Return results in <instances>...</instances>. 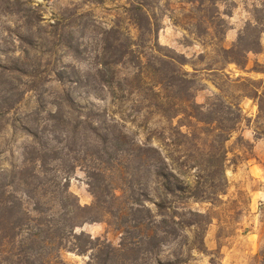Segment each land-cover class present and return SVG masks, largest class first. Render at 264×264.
Instances as JSON below:
<instances>
[{"label": "trees", "instance_id": "1", "mask_svg": "<svg viewBox=\"0 0 264 264\" xmlns=\"http://www.w3.org/2000/svg\"><path fill=\"white\" fill-rule=\"evenodd\" d=\"M87 1H126L124 14L136 36L118 28L92 30L96 34L85 45L79 40L86 30L80 37L74 30H10L8 43H18L23 57L6 61L2 44L7 41L0 34V118L19 103L16 82L29 80L40 108L47 79L68 86L56 94L55 110L36 130L17 120L31 141L19 165L0 170V264H74L64 259L67 253L88 257L85 264H193L194 254L216 264L205 244L215 217L193 206L215 207L226 196L227 144L247 143L238 135L243 110L221 95L205 105L196 102V78L184 69L186 58L162 53L159 30L146 8L152 0ZM188 1L211 13L212 24L223 0ZM31 2L0 0V18L21 15L31 24L36 11ZM247 36L224 50L229 63L243 67L246 55L260 46L261 35L253 42ZM57 51L87 61L88 67L55 66ZM230 86H251L253 92L243 97L255 100L264 113L262 84L236 80ZM72 87L99 99L106 94L114 110L78 102ZM140 117L146 123L157 118L163 126L130 132L127 125ZM78 169L86 174L91 206H82L70 192ZM103 221L120 235L117 247L81 231ZM225 231L219 229V241Z\"/></svg>", "mask_w": 264, "mask_h": 264}, {"label": "rangeland", "instance_id": "2", "mask_svg": "<svg viewBox=\"0 0 264 264\" xmlns=\"http://www.w3.org/2000/svg\"><path fill=\"white\" fill-rule=\"evenodd\" d=\"M31 1L36 8L31 24L30 20L24 21L21 15L0 18L1 38L7 41L2 44V48L7 51L4 57L6 61L23 57L18 43H8L12 41L7 36L10 30H74L77 37L81 36V30H86L85 39L79 40L85 45L87 39H92L96 34L92 30L118 28L136 36L135 28L124 14L126 1H106L102 4L87 0ZM151 3L146 8L159 30L158 43L163 48L162 53L171 52L186 58L184 69L196 78V102L205 105L208 99L221 95L226 103H238L243 110L244 119L239 125L238 135L247 143L239 145L233 140L227 144L229 162L226 177L229 188L226 196L215 207L208 204L193 206L203 212L209 210L215 217L206 235V247L215 253L216 264H264V113L260 114L255 100L243 97L253 92L251 86L241 89L230 86V81L236 80L262 84L258 90L259 95L264 94V0H223L219 4V11L214 14L212 24L207 17L211 13L207 15L201 12L198 3L188 0H152ZM249 25L252 28L246 30ZM243 33H248L249 42L258 40L261 35L260 46L255 52L246 55L243 67H238L229 63L230 59H227L224 50L233 48ZM48 57L44 56V62ZM54 60L57 67L68 64L81 70L88 67L87 61L73 60L62 55L61 51H57ZM28 83V79H23V83H15L21 94L17 97L19 103L13 111L0 118V170L19 165L23 147L31 141L21 131L17 120L36 130L38 123L55 110L52 103L56 94L68 88L61 87L52 77L47 79L40 89L44 92V106L40 108L39 93L31 91ZM72 92L82 104L92 103L101 109L114 110L106 94L99 99L88 94L83 87H72ZM133 119L134 116L129 120ZM137 124L142 127L138 128ZM144 126L145 131L142 130ZM162 126L163 122L157 118L146 123L143 117L138 119L136 125H127L130 132L134 133ZM140 137L144 138V135ZM152 143L159 145L157 141ZM70 192L77 196L82 206H91L94 202L86 174L81 169L71 176ZM222 226L226 228V234L219 241L217 236ZM81 231L115 247L120 243L118 232L105 221L87 223ZM63 256L74 264L88 262V257L71 253ZM192 263L209 264V257L194 254Z\"/></svg>", "mask_w": 264, "mask_h": 264}]
</instances>
